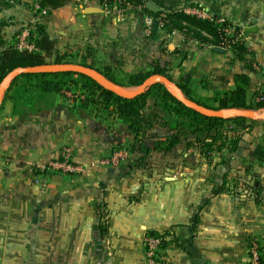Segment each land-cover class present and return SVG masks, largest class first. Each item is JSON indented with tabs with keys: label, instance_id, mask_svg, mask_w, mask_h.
<instances>
[{
	"label": "crops",
	"instance_id": "obj_1",
	"mask_svg": "<svg viewBox=\"0 0 264 264\" xmlns=\"http://www.w3.org/2000/svg\"><path fill=\"white\" fill-rule=\"evenodd\" d=\"M138 1L169 12L195 5L237 23L249 56L244 62L229 48L215 50L219 46L178 30L151 41L137 14L90 13L99 8L94 0L70 2L48 18L25 8L17 13L20 2H11L0 8V34L17 44L28 24L49 34L60 52L112 71L135 73L159 61L174 83L185 84L204 104L232 90L239 73L249 77L250 98L264 82V0ZM100 45L107 46L102 64ZM177 120L161 114L135 138L127 123L100 121L66 94L44 93L24 108L3 96L0 264H147L142 239L148 231L165 234L157 264H247L248 242H264V120L243 132L234 151L223 147L209 157L196 142L206 134L192 135ZM177 131L179 147L163 148ZM63 145L89 168L78 176H52L43 190L34 181L36 168ZM116 148L127 157L116 165L97 163Z\"/></svg>",
	"mask_w": 264,
	"mask_h": 264
},
{
	"label": "trees",
	"instance_id": "obj_2",
	"mask_svg": "<svg viewBox=\"0 0 264 264\" xmlns=\"http://www.w3.org/2000/svg\"><path fill=\"white\" fill-rule=\"evenodd\" d=\"M35 1L40 9H45L49 14L63 5L79 0ZM94 1L101 6L105 2L111 3L114 0ZM216 18L218 15H212L211 19L198 18L186 14L183 10L167 12L163 29L151 37V41H158L159 38L165 39L174 30L182 31L199 43L210 46H222L224 38L234 41V35L230 38L225 36L221 30L230 23L225 20L216 24ZM26 42L33 48H19L16 44L9 45L0 34V83L14 68L43 64H80L94 68L117 87L139 86L153 74L163 75L171 80L166 73V68L161 66L159 61L150 64L144 70L126 73L112 71L107 66L96 67L92 62H88L85 56L66 51L60 52L54 39L44 31L37 30L34 33L31 30ZM161 45L162 42L159 46L161 47ZM228 48L239 58H241L242 52H246L243 44H238L236 41L231 42ZM118 74L122 75V78L117 76ZM248 84V75L239 73L235 76V86L232 90L218 94L213 98L212 104H204L191 97L189 88L185 84L176 83L187 98L208 108L252 110L264 108V100L253 102L248 98ZM49 92L61 94L69 92L72 97H68V99L71 100L74 107L89 108L100 121L110 118L122 120L128 124L129 130L135 138L141 136L145 125L159 122L161 114L177 116V126L180 129H185L195 136L200 132L206 134L203 139L196 138L200 152L204 157H209L212 152L219 151L223 147H228L231 152L234 151L243 132L258 121L245 117L227 119L202 115L180 103L172 92L160 82L147 86L143 93L135 97L123 98L106 89L93 77L85 73L71 71L19 73L7 84L4 98L11 100L14 108H24L34 103L35 98ZM180 144L181 140L177 131L168 136L163 148L170 150L179 147Z\"/></svg>",
	"mask_w": 264,
	"mask_h": 264
},
{
	"label": "built area",
	"instance_id": "obj_3",
	"mask_svg": "<svg viewBox=\"0 0 264 264\" xmlns=\"http://www.w3.org/2000/svg\"><path fill=\"white\" fill-rule=\"evenodd\" d=\"M89 0H79L78 4L85 5ZM35 12L41 17L46 18L48 12L45 9H40L37 4H35ZM99 8L109 16L122 17L131 13H135L140 18L145 34L149 37L155 36L157 32L163 29L166 22V13L150 12L145 3L136 0H114L111 3H103ZM186 14L193 15L198 18L211 19L212 14H209L203 8L199 6H187L183 9ZM225 19L221 16L215 19L216 24H220ZM222 32L225 36L230 38L233 36V27L231 24L224 26ZM31 29L29 26H25L21 33V39L18 44L19 48L32 49L33 46L26 42V38L30 35ZM237 37L234 38V41ZM231 39H223L222 46L223 49H228L229 44L234 42ZM198 42V41H197ZM68 97L72 95L67 92ZM263 100L264 97H261ZM127 157V152L123 148L114 149L109 155L102 156L97 160L100 165H116L121 160ZM89 166L78 162L74 159L73 150L68 145H63L58 148L56 154L49 159L44 165L36 168L37 174L35 175V183L44 188L47 185L48 179L52 176L61 177H71L82 175L87 171ZM165 240V234L161 232H146L143 236V253L147 264H157L159 260V249L162 242ZM247 264H264V242H260L256 238H252L248 242L247 246Z\"/></svg>",
	"mask_w": 264,
	"mask_h": 264
},
{
	"label": "water",
	"instance_id": "obj_4",
	"mask_svg": "<svg viewBox=\"0 0 264 264\" xmlns=\"http://www.w3.org/2000/svg\"><path fill=\"white\" fill-rule=\"evenodd\" d=\"M146 8L150 12L159 13L164 12L167 13L169 11L162 9L150 1L145 3ZM99 8H91L88 12H100ZM51 38V37H50ZM215 50L224 51V49L215 47ZM80 72L85 73L94 79H96L100 84H102L106 89L114 92L116 95L123 98H132L144 92L147 86L160 82L164 86H166L174 95V97L182 103L184 106L191 108L198 113L209 116V117H218V118H233V117H245L252 120H264V110L259 112L252 109H212L205 107L201 104L196 103L195 101L187 98L179 87L171 81L169 78L159 74H153L147 77L137 88L131 91H124L119 87L115 86L111 81H109L105 76L99 73L94 68H90L87 66H83L80 64H43L38 66H28V67H17L11 70L0 83V104L3 100L4 92L6 90V86L15 75L19 73H41V72ZM200 262L203 259H199ZM207 264V263H206Z\"/></svg>",
	"mask_w": 264,
	"mask_h": 264
},
{
	"label": "rangeland",
	"instance_id": "obj_5",
	"mask_svg": "<svg viewBox=\"0 0 264 264\" xmlns=\"http://www.w3.org/2000/svg\"><path fill=\"white\" fill-rule=\"evenodd\" d=\"M0 1H1L0 7H5L4 6L5 3H6V5L7 4L9 5V3H11V2L18 1V2H20V4H17L16 5V11H17V13H18V11L19 12L25 11L24 10V8H25L26 10L30 11L33 14V16H39V14L35 12V7H34L35 4H36V1L35 0H0ZM48 17H49V15L46 16V18H48ZM42 22H45V21L42 20ZM230 24L233 27V35H234V38H235V36L237 37V39L235 41L238 42V44H243V46L246 49V52H244V53L242 52L241 58H239L237 55H235L236 53H232V56L233 57H238L240 60H243L244 59V62H245V60L249 56V52H248V48H247V42L243 40V35L245 34V30L242 28L241 25H238L237 23L230 22ZM27 26H28V24H27ZM32 31L35 33L34 30H32ZM18 40H20V39H18ZM18 43H19V41L17 42V44ZM98 47L100 48V52L98 53L97 58H100L99 59L100 60L99 62H100V64H102V63L106 62V60H107V46L100 45ZM245 64H247V63H245ZM250 64H251L250 67L253 66L257 70H258V67H260V71H261V65H259L258 63H255L256 66L253 65L252 63H250ZM260 71H258V72H260ZM117 76H119L120 78H122V75H120V74H118ZM256 76H259V74L256 75ZM259 85H261V86L258 87L257 89H255L254 91H252L251 94L249 95V96H251V98L248 97L253 102H256L257 100H262L261 97H264V82L259 83ZM137 87L138 86H133L132 88H120V89H122L124 91H131V90H134ZM209 104H212V103L209 102ZM254 110L261 112V111L264 110V108H256Z\"/></svg>",
	"mask_w": 264,
	"mask_h": 264
}]
</instances>
